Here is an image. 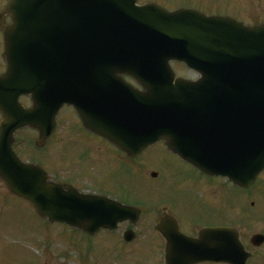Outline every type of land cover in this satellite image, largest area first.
<instances>
[{"label":"water","instance_id":"obj_1","mask_svg":"<svg viewBox=\"0 0 264 264\" xmlns=\"http://www.w3.org/2000/svg\"><path fill=\"white\" fill-rule=\"evenodd\" d=\"M8 1L0 14L13 18L5 30L8 72L0 77V109L8 112L0 175L41 215L82 224L95 206L93 198L64 194L12 148L21 127L48 138L65 104L131 155L164 141L208 175L254 185L264 170V24L138 0ZM172 62L201 78H177ZM22 94L32 97V109L18 104ZM251 242L263 245L264 235ZM183 245L193 246L194 262L246 264L252 257L233 228L205 230Z\"/></svg>","mask_w":264,"mask_h":264},{"label":"flooded vegetation","instance_id":"obj_2","mask_svg":"<svg viewBox=\"0 0 264 264\" xmlns=\"http://www.w3.org/2000/svg\"><path fill=\"white\" fill-rule=\"evenodd\" d=\"M147 1L142 0L143 3ZM187 4L186 8H195L208 15L228 16L246 25L264 23V0H187ZM6 5L7 0H0V12ZM11 22L8 15L0 19V75L8 67L4 56L5 28ZM19 102L24 107L33 105L31 96L27 95H22ZM71 109L75 112L73 107ZM62 114L63 111L58 119L59 127L43 146L38 145L39 131L32 128L22 130L15 139L16 152L24 161L42 167L50 179L64 186L65 190L72 187L81 194L134 207L140 212L139 218L130 215L116 228L101 229L92 235L84 228L63 222L53 223L41 217L29 203L14 195L0 178V264H187L178 241L167 239L158 230V225L164 220V230L178 229L179 234L181 232L191 238H197L203 228L218 227L213 224L218 222L217 213L211 211L214 208L218 210V206L205 201L217 199V194L211 193L210 198L201 201L203 199L196 197L194 191L166 192L156 190L159 187L155 186L150 192L140 193L136 186L131 191L127 190L126 180L137 170L138 161L145 153L133 157L86 129L82 122L75 129L64 126L61 121L66 114ZM2 118L0 112V120ZM25 132L33 134L34 139L26 140L21 135ZM165 151L176 166L192 169L204 181L211 180L168 148ZM156 174L155 177L151 174L153 179H159ZM160 179L171 182L170 177ZM11 198L22 204L23 209L10 208ZM32 221L35 222L34 227H45L49 233L50 229L67 232L66 243L71 250L57 254L51 245V233L45 236L49 239H43L44 234L35 229L36 244L42 253L38 257H28L16 250L12 252L9 246L12 226H31ZM129 237H133L132 240ZM15 257L21 261H14ZM63 259L64 262L61 261Z\"/></svg>","mask_w":264,"mask_h":264},{"label":"rangeland","instance_id":"obj_3","mask_svg":"<svg viewBox=\"0 0 264 264\" xmlns=\"http://www.w3.org/2000/svg\"><path fill=\"white\" fill-rule=\"evenodd\" d=\"M141 1L142 0H140V2ZM153 1L168 9L185 7L188 5L187 0ZM174 66L179 76L194 80L199 78L196 72L186 68L184 65L175 63ZM65 114L67 118H62V125H67V127L74 129L80 126L76 113L71 110L70 107H66V109L63 110L62 116ZM59 133H61V131ZM21 135H23L26 140L34 139L33 134L28 132ZM156 172L158 173L159 179H153L152 177L157 176L155 174ZM160 177H170L171 182L166 183L165 180H161ZM126 181L128 182L127 190L131 191L133 186L134 188L136 186V189L140 193L146 191L150 192L153 186L159 187L156 190L166 192L194 191L196 197L203 199L201 201H204L206 197L210 198L211 193L217 194V199L213 201L205 200L206 202H212L218 206V210H216V208L211 210L213 213H217L218 224H213L218 226L232 225L238 228L242 240L254 252L250 264H264V244L260 247H253L250 243L251 238L255 234H264V172L261 173L255 185L249 190L235 187L226 178H215L210 181H204L193 172L192 169L176 166L165 151L163 143H158L150 148L144 156L140 157L137 170ZM9 207L20 210L23 209V205L13 198L10 199ZM34 226L35 222L32 221L31 227ZM13 229L15 228L12 227L11 230ZM18 229L26 231L24 234L30 233L25 227H19ZM35 229H38L42 234L47 232L45 227L37 226L31 228L32 231L36 232ZM49 231L52 234V238L55 235L53 241L58 245L54 244L56 253L60 254L62 251L68 253L71 248L68 243H66L68 239L67 232L57 229H50ZM17 236V234L15 236L13 232L11 233V245H13L14 240H16L15 237ZM20 252H23L24 256L38 257L41 249L36 247L33 240H26L24 244L20 245ZM66 255L67 254H64L63 256ZM13 260L16 262L21 261L20 258L16 259V257ZM61 261L64 262L65 260L63 259ZM67 261H69V259Z\"/></svg>","mask_w":264,"mask_h":264}]
</instances>
